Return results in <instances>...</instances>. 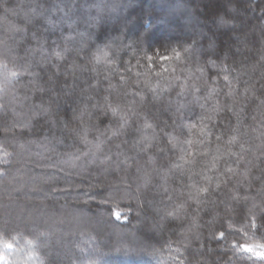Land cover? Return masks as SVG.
<instances>
[{"label": "trees", "instance_id": "trees-1", "mask_svg": "<svg viewBox=\"0 0 264 264\" xmlns=\"http://www.w3.org/2000/svg\"><path fill=\"white\" fill-rule=\"evenodd\" d=\"M125 3L129 5L126 10ZM220 14L231 21L228 27H217ZM262 27L264 0H0V58L7 53L9 69L27 68L35 74H25L10 85L0 77V88L8 90L5 100L9 109L0 126H11L15 109L22 122L28 121L27 129H16L17 138L21 142L34 141L26 144L23 152L11 141L4 144L15 154L10 165L0 163V170L8 172L0 177V225L7 222L14 230L10 236L0 234V240L15 245L13 252L6 253L7 260L12 264H264L257 254L264 250L258 247L264 244V235L246 227L248 221L241 216V205L232 202L226 210L220 202L223 196L215 198L216 206H199L198 213V206L188 201L180 219L161 221L156 210L184 203L188 194L185 185L190 181L176 170L168 176L165 193L160 187L164 181L152 171L154 167L167 168L175 161L184 164L185 169H203L214 179L216 175L207 171L215 143L208 145V154L198 157L195 163L179 160L180 148H188L183 141L201 137L195 129L189 137L186 128H173L180 121L173 114L175 108L166 103L168 99L180 100L186 106L184 122H198L204 110L195 102L190 88L195 84L201 89L196 95L205 94L204 79H196L200 76L196 67L203 65L204 57L197 60L182 55L179 60H163V55H173L168 47L175 46L183 54L181 44L196 39L202 50H207L212 40L217 54L222 55L235 44L240 51L226 62L248 73L242 80L255 78L261 68L258 66L255 72L250 69L258 63V51L264 48ZM70 33L75 43L66 41ZM235 35L246 44L235 41ZM106 39L109 46L98 45ZM64 47L70 51L64 60H57L54 52ZM98 48L103 49L98 53L102 58L96 61L93 54ZM104 52L108 53L106 59ZM113 59L115 64L106 62ZM126 66H134L131 73L124 71ZM216 71L206 70L205 78ZM118 72L132 78L129 85L135 79L160 85V100L137 103L135 107L148 116L149 122L160 123L161 127L166 123L165 131L178 137L175 147L165 144L162 134L153 141L165 147L163 156L154 149L138 151L136 129L142 119L133 118L134 123L122 134L112 136L118 126L116 118L109 127L95 116L93 105H102L106 95L122 106L134 99L125 96L126 86ZM137 72L141 73L139 77ZM185 83L189 90L177 97ZM59 87L65 90L54 95ZM140 88L151 97L147 86L141 83ZM211 104L209 100L208 106ZM40 105L50 111L32 116V109ZM253 114L256 120L251 119ZM246 115L248 135L241 141L257 144L260 141L256 137L264 131L260 127L264 110L252 102ZM85 127L86 133L81 131ZM156 132H160L159 127ZM145 134L151 135L152 130H145ZM196 149L194 144L190 151ZM149 155L154 157V164L148 161ZM106 156H111V161L102 163ZM144 172L150 174L147 185L141 179ZM53 173L54 179L45 183ZM194 179L203 183L202 176ZM34 185L42 191H33ZM129 186L132 191L126 195ZM115 211L127 214L128 219L116 221L111 215ZM189 227L191 231H187ZM220 231L227 237L222 243L214 238ZM44 233L46 237L41 235ZM58 233L59 237L53 238ZM240 244L254 246L255 252H244Z\"/></svg>", "mask_w": 264, "mask_h": 264}, {"label": "snow or ice", "instance_id": "snow-or-ice-1", "mask_svg": "<svg viewBox=\"0 0 264 264\" xmlns=\"http://www.w3.org/2000/svg\"><path fill=\"white\" fill-rule=\"evenodd\" d=\"M231 21L226 20L224 17H218L216 24L218 28H225L230 25ZM14 31H21L20 29H13ZM261 32L264 33V27L261 28ZM77 35H79L77 33ZM68 42L75 43V36L71 33L65 38ZM235 41H239L242 44H246V41L241 38L240 35H235ZM81 47L83 44L81 43ZM183 49V54L177 50L175 46H170L173 55H163L161 59L172 60L173 58L179 60L182 55L187 58L204 57L203 65L196 67V72L200 73V76L196 79H204V95L199 96L197 93L201 92L200 87L195 84L191 85V92L194 96V100L199 104L200 108L204 111L199 115L198 122L192 124H186L184 122L183 110L186 107L180 100L173 101L168 99L166 101L169 108L174 107V115L178 116L179 123H174L173 128L187 129V134L190 137L193 129H195L201 139L194 141L191 138H186L183 143L188 145V148H180L182 155L179 156L180 161L185 163H195L198 157L206 156L208 154V145L215 143L216 147L214 154L211 155V159L207 161L208 168L207 171L215 172V179L213 176L205 174V170L199 172L195 171L193 168L185 169L184 164L171 161L167 168H153L152 171L161 177L164 181L160 187L165 193L168 192V188L165 186L168 176L176 170H179L181 174H186L189 184L185 185L188 189L187 199L184 203L179 205H172L171 207L166 206L164 210L157 209V214L160 215L161 221L164 220H176L180 219V213L182 210L186 212L185 205L188 201H192L198 207L195 211L198 213L200 211L199 206L213 205L216 206V199L221 196V203L225 204V209L227 210L229 204L235 202L241 205L240 213L242 218L247 219L248 223L246 227L249 229H255L257 232L264 235V131L257 136L256 139L260 142L257 144H251L249 141H241L242 136H247L246 131L247 125L244 124L245 119H247L246 108L249 103L254 102L258 109L264 110V48L258 51V63L252 65L251 71L255 72L256 68L259 66L261 71L258 77L248 76L247 79H241L242 76H247V72L237 71L234 65L228 64L226 61L229 59H234L237 53L240 51L239 48L235 47L233 44L227 51L222 55H218L216 52V47L212 40H209V46L207 50H202L199 42L193 40L188 44L179 45ZM235 49V50H234ZM9 52L13 49L9 48ZM70 49L64 47L62 50H57L54 52L55 58L57 60H64L65 54L68 53ZM103 51V49H97V54H93V58L99 61L102 57L98 54ZM108 56L107 52L103 53V57L106 59ZM149 60L152 59L151 56L148 57ZM219 61V63H217ZM108 64H115L116 61L106 60ZM130 65V61L128 62ZM139 63V61H137ZM134 66H126L124 68L125 72L131 73ZM217 69L214 75H208L205 78L206 70ZM8 71L9 75L5 76L4 72ZM35 75L30 72L29 69H24L23 71L11 70L8 67L7 53L3 54V58H0V77L3 78L4 83L12 84L13 80L19 81V79L25 75ZM120 81L124 83L125 96H133L134 99L129 101L127 106H122L120 103H113L109 96L103 97V104H96L93 107L96 109L95 116L100 120L101 123L109 124L113 118H116L117 128L112 131V136H119L122 134L132 123H134L133 118L142 119L143 123L136 129L139 133V138L136 141L138 146V151L148 152L149 150H158L163 156L165 154V147L162 144H153V141L157 140L160 135H163L164 143H171L172 147L176 146L179 142L177 136L173 135L172 132L165 131L168 125L165 123L163 127L160 123L153 124L149 122L148 116L144 115L142 111H138L135 107L137 103L141 105H146L154 100H160L161 95L157 92L160 87L159 84L152 85L148 81L141 82L139 79L132 80V85L135 86V90H132V85H129V80L131 77H126L123 73H119ZM136 77H139L141 73L137 72ZM159 75V74H158ZM31 83H36V81H31ZM141 83L148 87V91L151 92V97H146L143 90L140 88ZM110 87H112L110 85ZM189 85L185 83L180 91L176 94L177 97H183L185 93L189 90ZM226 89V91H225ZM64 87H59L54 90V95L59 92H63ZM7 88H0V120L7 119L8 114V102L5 100L7 96ZM223 95V101L220 100V96ZM138 98V99H136ZM203 99L204 103H200ZM211 100L212 104L208 106V101ZM154 106V105H153ZM49 108L43 105L34 107L32 109V116H39L42 113H48ZM12 124L11 126L5 123L0 126V132L3 134V140L0 141V163L10 165L15 154L9 152L7 148L4 147L5 143L11 141L15 148L19 149L20 152L25 150L26 144L33 143L32 140H27L21 142L16 136V129L28 128V121L21 120L20 113L15 111L11 112ZM30 119V118H29ZM171 119V117H169ZM252 120H256V115L251 116ZM226 122V123H224ZM160 128V132H156V128ZM264 128V123L260 125ZM151 129L152 134H145V130ZM223 129V130H220ZM73 131H76L73 129ZM83 132H87V127L81 129ZM253 131H258V129L253 128ZM24 133L21 132V135ZM79 135V132L77 133ZM104 133H102L103 135ZM227 137V139H225ZM197 145L195 152H191L193 145ZM248 145L247 147L245 145ZM223 145V147L221 146ZM99 148V144L96 145ZM117 148L120 147L119 144L116 145ZM233 148H236L234 151ZM259 153V155H257ZM87 155V153L85 154ZM188 157V159H186ZM111 156H106L102 163H107L111 161ZM148 161L150 163H155L154 157L152 155L148 156ZM61 172L64 171L63 168L59 169ZM141 171V169H137ZM8 172L5 170H0V177H6ZM55 174L53 173L45 183H50L54 179ZM202 176L203 183L195 180L194 177ZM144 185L150 182V174L144 172L141 176ZM140 185H137V191H139ZM33 191H42L38 186H33ZM131 187L129 186L126 195L131 193ZM169 201L173 198L171 195L167 197ZM129 212H131V206H129ZM115 217L116 221H120L122 218L124 220L128 219L127 214H123L120 211H115L111 213ZM136 215L139 216L140 212L137 211ZM192 223L195 224V217H193ZM192 228L189 227L187 231H191ZM14 231L10 225L5 222L0 225V234L5 236H10ZM45 237L46 233L41 234ZM218 243L224 242L227 237L224 231H220L218 236H214ZM39 239V237H37ZM31 245L32 241H28ZM237 245L233 246V249ZM244 252L254 253L255 247L249 246L248 244H240ZM260 249H264V244L258 246ZM0 248L4 250H13L15 245L11 241L0 240ZM203 254V253H201ZM260 258L264 259V250L257 253ZM0 264H12V261L6 260L5 257L0 254Z\"/></svg>", "mask_w": 264, "mask_h": 264}, {"label": "clouds", "instance_id": "clouds-1", "mask_svg": "<svg viewBox=\"0 0 264 264\" xmlns=\"http://www.w3.org/2000/svg\"><path fill=\"white\" fill-rule=\"evenodd\" d=\"M128 6H129L128 3H125V10H126V8H127ZM221 15H223V14H220V16H221ZM195 40H196V39H195ZM108 41H109V39H106L105 41L98 43V45H103V46L107 47V46H109V45H108ZM4 75H5V76H8V75H9V72H8V71H5V72H4ZM5 84H6V85H9V84H7V82H5Z\"/></svg>", "mask_w": 264, "mask_h": 264}, {"label": "rangeland", "instance_id": "rangeland-1", "mask_svg": "<svg viewBox=\"0 0 264 264\" xmlns=\"http://www.w3.org/2000/svg\"><path fill=\"white\" fill-rule=\"evenodd\" d=\"M35 19L37 20V16L35 17ZM58 237H59V233L53 236V238H58ZM10 251L13 252L12 250H4V249L0 248V254H2L6 260H7L6 253H8Z\"/></svg>", "mask_w": 264, "mask_h": 264}]
</instances>
